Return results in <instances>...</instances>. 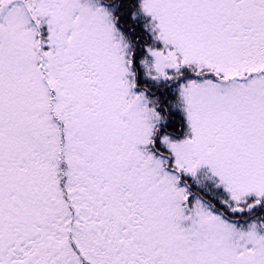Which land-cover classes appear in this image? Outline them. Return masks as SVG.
I'll use <instances>...</instances> for the list:
<instances>
[{
  "label": "snow or ice",
  "instance_id": "snow-or-ice-1",
  "mask_svg": "<svg viewBox=\"0 0 264 264\" xmlns=\"http://www.w3.org/2000/svg\"><path fill=\"white\" fill-rule=\"evenodd\" d=\"M0 264H264V0H0Z\"/></svg>",
  "mask_w": 264,
  "mask_h": 264
}]
</instances>
